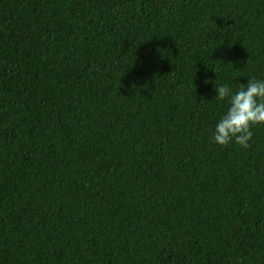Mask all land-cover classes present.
Returning <instances> with one entry per match:
<instances>
[{
  "label": "trees",
  "instance_id": "trees-1",
  "mask_svg": "<svg viewBox=\"0 0 264 264\" xmlns=\"http://www.w3.org/2000/svg\"><path fill=\"white\" fill-rule=\"evenodd\" d=\"M252 77L264 0H0V264H264Z\"/></svg>",
  "mask_w": 264,
  "mask_h": 264
},
{
  "label": "clouds",
  "instance_id": "clouds-1",
  "mask_svg": "<svg viewBox=\"0 0 264 264\" xmlns=\"http://www.w3.org/2000/svg\"><path fill=\"white\" fill-rule=\"evenodd\" d=\"M215 93L217 100L227 99L228 108L215 125L213 142L226 146L234 141L241 147H249L252 129L264 124V80L249 78L235 92L226 84H215Z\"/></svg>",
  "mask_w": 264,
  "mask_h": 264
}]
</instances>
